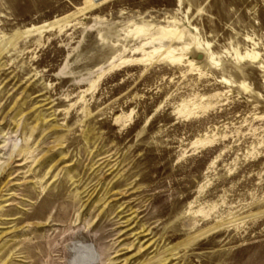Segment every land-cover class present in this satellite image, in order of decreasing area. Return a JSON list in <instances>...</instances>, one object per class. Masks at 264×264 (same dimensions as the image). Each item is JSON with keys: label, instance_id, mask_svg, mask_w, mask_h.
<instances>
[{"label": "rangeland", "instance_id": "obj_1", "mask_svg": "<svg viewBox=\"0 0 264 264\" xmlns=\"http://www.w3.org/2000/svg\"><path fill=\"white\" fill-rule=\"evenodd\" d=\"M84 261L264 264V0H0V264Z\"/></svg>", "mask_w": 264, "mask_h": 264}, {"label": "bare ground", "instance_id": "obj_2", "mask_svg": "<svg viewBox=\"0 0 264 264\" xmlns=\"http://www.w3.org/2000/svg\"><path fill=\"white\" fill-rule=\"evenodd\" d=\"M79 245H80V244H79ZM81 245H82V244H81ZM84 245H85V244H84ZM83 247H84V246H83ZM83 247H82V248H83ZM87 247H88V246H87ZM87 247H86V248H87ZM76 249H77V248H76ZM89 249H90V247H89ZM87 250H88V248H87ZM76 252H77V251H76ZM83 253H84V252H83ZM85 253H86V252H85ZM79 254H81L80 250H79ZM92 254H93V253H92ZM92 254H91V255H92ZM87 255H88V254H87ZM87 255H86V257H87ZM78 256H80V255H78ZM88 256H90V255H88ZM82 257H83V256H82ZM90 257H91V256H90ZM75 259H76V258H75ZM84 260H86L85 257H84ZM75 261H76V260H75ZM78 261H79V259L77 260V262H78ZM80 262H81V261H80ZM87 262H89V261H87ZM81 263H82V262H81ZM83 263L86 264L85 261H84ZM77 264H78V263H77Z\"/></svg>", "mask_w": 264, "mask_h": 264}]
</instances>
